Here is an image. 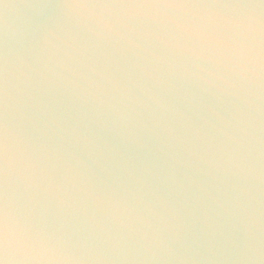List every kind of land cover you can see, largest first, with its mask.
I'll list each match as a JSON object with an SVG mask.
<instances>
[{
    "label": "water",
    "instance_id": "obj_1",
    "mask_svg": "<svg viewBox=\"0 0 264 264\" xmlns=\"http://www.w3.org/2000/svg\"><path fill=\"white\" fill-rule=\"evenodd\" d=\"M262 6L0 0V261L7 219L59 241L7 264H264V59L228 37Z\"/></svg>",
    "mask_w": 264,
    "mask_h": 264
},
{
    "label": "clouds",
    "instance_id": "obj_2",
    "mask_svg": "<svg viewBox=\"0 0 264 264\" xmlns=\"http://www.w3.org/2000/svg\"><path fill=\"white\" fill-rule=\"evenodd\" d=\"M264 8V6H262ZM191 16V15H190ZM197 17L196 21H190L186 15L177 16L173 25H169L171 31L175 32L183 25L198 24L201 28L207 25L203 16ZM229 39L233 43V51L230 53V63L235 65L233 71H237L245 64L252 65L254 59H264V11L260 13L240 12L233 15L229 20ZM249 70H252L249 68ZM59 244L53 238H44L40 234L29 229L18 228L14 223L5 221L4 229V252L5 261L0 264H7V258L17 253H35L42 249H55ZM68 251L75 252V249Z\"/></svg>",
    "mask_w": 264,
    "mask_h": 264
}]
</instances>
